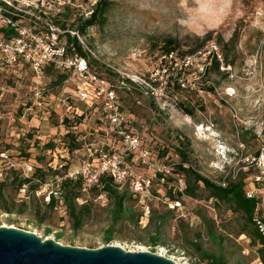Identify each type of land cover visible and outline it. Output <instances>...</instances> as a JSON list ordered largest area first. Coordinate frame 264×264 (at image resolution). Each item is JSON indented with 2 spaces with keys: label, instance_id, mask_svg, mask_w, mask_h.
<instances>
[{
  "label": "rangeland",
  "instance_id": "374dc122",
  "mask_svg": "<svg viewBox=\"0 0 264 264\" xmlns=\"http://www.w3.org/2000/svg\"><path fill=\"white\" fill-rule=\"evenodd\" d=\"M1 1L23 15L17 23L27 32L34 31L35 25L39 27L33 26L34 20L46 25L56 15L68 19L71 25L80 15L88 16L97 2ZM66 5L72 9L69 17L63 14ZM6 15V7L0 3V42L5 40L2 29L7 25ZM58 32L63 35L56 34V38L42 33L36 40L27 41H34L33 51L49 61L55 51L53 45L65 43L64 33ZM168 37L178 40L180 53L206 38L204 46L188 56L186 63L180 58L174 61L180 75L170 74L167 67L161 66L172 65L171 57L160 56ZM80 39L99 61L94 69L104 80L102 94L95 84L83 85L73 71L67 73L61 86H52L59 74L55 69L39 75L22 58L12 61L14 50L4 52L0 46V153L7 155L0 156V181L12 169L24 173L27 164L43 167L50 179L49 163L67 161L70 168H75L88 158L96 162L95 149L123 153L125 161L131 162L135 178L151 181L138 206H149L157 213L173 210L163 235L167 244H148L146 212L139 226L127 224L110 243H105L110 224L105 195L93 199V215L79 230L73 229L60 205L41 223L46 209L42 194L18 191L11 184L5 188V195L12 212L4 210L0 200V226L35 232L64 245L98 248L114 244L126 250L162 254L177 264H208L199 254L183 247V238L189 235L197 237L204 250L223 255L230 264H264L250 239L238 234L242 222L238 213L218 205L214 199L183 197L179 205L167 196L169 189L175 193L185 187L183 177L173 173L174 164L180 161L175 153L178 137L190 141L193 165L214 180H223L230 174L234 153L242 143H246L245 152L257 149L253 133L264 122V0H230L227 5L226 0H114L108 22L90 27ZM213 52L220 59L221 72L213 67ZM106 68L116 71L120 79L112 80ZM82 90L88 93L87 98L80 96ZM111 91L114 100L109 98ZM108 103L126 117L119 127L110 124L105 116L106 109H110ZM179 103L193 109L194 116L185 113ZM82 113V122L77 123L76 116ZM65 117L77 124L74 126L83 141L80 150L67 149ZM127 135L138 138L136 147L131 146ZM50 141L55 145L53 149L46 148ZM164 164L165 173L174 180L155 176L154 169ZM199 211L206 213L207 220ZM208 218L215 220L216 236L209 233L212 226Z\"/></svg>",
  "mask_w": 264,
  "mask_h": 264
},
{
  "label": "trees",
  "instance_id": "16d2710c",
  "mask_svg": "<svg viewBox=\"0 0 264 264\" xmlns=\"http://www.w3.org/2000/svg\"><path fill=\"white\" fill-rule=\"evenodd\" d=\"M6 7V16L12 20V23L7 24L3 29V35L5 37L4 41H9L14 37L20 35V28L18 25H15L18 20L23 16L20 12L16 11L13 7L2 2ZM114 0H97L91 9V13L88 16L80 15L76 20L70 25L68 19H60L59 15L49 18L51 22L46 25L40 23L37 20L33 21V26L35 24L34 32L39 34H51L50 25L58 27L64 33L65 39V50L67 56H82L88 60L91 70L96 72L94 65H98L99 61L95 59L91 53L90 47H85L82 43L80 36H86L88 29L93 26H104L109 19V14L113 8ZM65 11L64 15L69 17L72 13L70 5L64 6ZM8 10V11H7ZM71 30L75 31L72 34ZM59 37L62 36V33H58ZM198 40H201L198 38ZM206 38L202 39L201 42L194 48L180 53V44L177 39L168 37L164 41L160 56L171 57L172 65L168 63L162 64V68H166V71L169 73L176 72L177 75L181 74L179 71V65L176 67L173 65L174 61L177 58L184 60L183 63H186V58L192 56L195 52L199 51L205 44ZM224 58H226L224 56ZM227 62L228 59L226 58ZM213 67L216 71H220V59L216 53H212ZM164 62V61H163ZM167 62V61H166ZM53 68L59 74L56 79L52 81V86L59 87L64 81L68 78V72L72 70L64 69L58 67L54 62H49L45 67L44 71ZM95 68V69H94ZM183 69V65L181 67ZM110 78L112 80L120 79V75L111 68H106ZM128 83H132L129 79ZM124 80H122L124 82ZM170 81V77L167 78V82ZM209 90H213V87H209ZM180 108L190 116H194V110L187 107L183 103H179ZM81 123L83 119V113L79 116H76ZM63 124L66 126L67 133L65 134L64 140L66 141V146L69 152H74L80 150L83 141L80 138L77 129V124H72L70 117H65L63 119ZM72 130L71 128H74ZM254 138L256 137L253 133ZM246 144V143H245ZM54 143L49 142L46 144V148L53 149ZM106 151L105 149H103ZM109 154L114 153L115 151L107 150ZM192 152L190 141L185 137H178V145L175 147V153L180 157V161L174 164L173 173L179 174L183 177L185 182V187L182 190H176L175 193L172 192V189L167 191V196L169 197L170 202L181 203L183 197H190L196 199H214L218 205H224L227 209L238 213L241 216L242 222L238 234L246 236L250 239L251 246L255 248L257 257L262 263H264V235L259 231L257 225L254 222V217L256 215V206H257V197H248L247 190L250 186V173L242 171L236 179H233L231 174L227 175L223 180L226 184L222 185L216 182L214 179H211L204 175L197 167L192 163ZM98 155V152H96ZM126 163L131 164L127 161ZM63 165L64 173L70 168L69 162L60 163ZM59 163L53 165L49 163L48 171L52 170L50 178L54 173H61L62 170L58 169ZM166 166V164L162 165ZM156 168L155 176H159V179L168 177L163 168ZM48 173L43 167L34 168V172L30 176H26L24 173H21L15 169L11 170L9 176H7L3 181H0V200L2 202V208L7 212H12V207L9 202V199L5 195V188L8 184L16 186L18 191H21V188L27 184L28 194H36V190L41 188L43 183L48 182L50 179L47 178ZM169 180H174V177H168ZM39 179L40 181H37ZM135 176L129 174L126 176L124 182L118 183L115 180V177L111 172H106L101 175L98 183L90 186L85 189L84 181L81 177L74 179L67 177L65 178L57 187V195L52 194L49 202L43 201L45 204V211L40 222L43 223L46 220V216L52 213V211L58 206L64 207V210L70 221L72 223L73 229L79 230L86 220L92 217L93 215V199L96 197L105 195L109 200L106 205L110 215V224L106 228V237L105 243H110L114 239L115 233L122 229L127 224H132L139 226L141 219L145 216L146 208L149 210L147 215V230L149 231L148 235V244L151 246H156L159 244H167L166 240L163 238L165 234L166 227L169 225L171 220L170 213L173 210L170 208L165 212L157 213L153 209L150 210L149 206L140 205L138 203L145 194L134 190L133 181ZM150 180V179H148ZM151 184V181H150ZM150 187V185H149ZM93 195V198H88L85 194ZM85 197L84 201L82 199ZM175 207V206H174ZM40 212V211H38ZM199 215L207 220L206 213L199 211ZM212 227L209 229L211 236H216V223L212 218H208ZM48 232L51 231V228H46ZM62 234L59 233V237ZM183 247L188 250H193L194 253L199 254L203 260L208 262V264H230L229 260L226 259L223 255H217L213 252H208L202 248V245L199 243L197 237H190L189 235L184 236ZM240 264H249L248 262H242Z\"/></svg>",
  "mask_w": 264,
  "mask_h": 264
},
{
  "label": "built area",
  "instance_id": "2783aa9c",
  "mask_svg": "<svg viewBox=\"0 0 264 264\" xmlns=\"http://www.w3.org/2000/svg\"><path fill=\"white\" fill-rule=\"evenodd\" d=\"M6 24L12 23V20L8 17H5ZM15 25H18L16 23ZM51 34H46L47 36H55L58 34V27L50 25ZM20 28V35L12 38L9 41H1L0 46L4 52L8 50H14L12 61H17L18 58H22L24 61L30 63L34 70L40 75L44 71V67L49 62H54L58 67L72 70L78 80L83 85L95 84L97 86L98 93L102 94L104 91V80L101 79L96 72L91 70L88 60L82 56H65L66 50L64 45H53L54 53L50 56L49 61L40 57L37 52L33 51V43L28 42L27 40H36L38 34L34 31L27 32V29L23 30ZM28 33V35H26ZM31 36V37H29ZM33 38V39H31ZM57 38V37H56ZM52 44V43H51ZM47 58V57H45ZM82 98H87L88 93L86 90L80 92ZM110 100H114V93L109 92ZM109 104L110 109H106V118L109 123L115 126H120L126 121V117L118 107H113ZM123 132V131H120ZM255 132V138L258 142L257 149L253 152H245L246 144L242 143L240 149L234 153V164L230 170V174L233 179H236L239 174L244 172L250 173V186L247 190L248 197H257V206H256V215L254 217V222L257 225L259 231L264 235V122L262 123L260 129ZM127 139L130 142L132 147L138 145V138L131 137L127 135ZM95 152H98L97 161L92 160L91 158L85 159L80 165L75 168H69L68 171L64 173L63 165L59 164L58 169L62 170L61 173L52 174L48 182L43 183L41 188L36 190V194H42V198L49 202L51 195L55 194L56 187L67 177L77 179L81 177L85 184V189L99 182L101 175L106 172H111L115 177L116 182H124L127 175L132 174L131 166L126 163L123 153L114 152L112 154L107 153L103 149H95ZM0 156L7 157L6 153L2 151ZM143 161H146V154H143ZM157 168H160L159 166ZM164 170L166 166H162ZM156 170V169H154ZM34 172V166L27 164L24 168V174L30 176ZM40 181L39 179H36ZM219 184L225 185V180H215ZM134 190L138 192H143L145 189H148L150 185V180L137 177L133 181ZM28 186L25 184L21 191H27ZM180 205V203H178ZM149 214L147 209L146 215Z\"/></svg>",
  "mask_w": 264,
  "mask_h": 264
},
{
  "label": "water",
  "instance_id": "95a60500",
  "mask_svg": "<svg viewBox=\"0 0 264 264\" xmlns=\"http://www.w3.org/2000/svg\"><path fill=\"white\" fill-rule=\"evenodd\" d=\"M0 264H177L149 250H126L107 244L98 248L64 245L14 226H0Z\"/></svg>",
  "mask_w": 264,
  "mask_h": 264
},
{
  "label": "clouds",
  "instance_id": "9594fccd",
  "mask_svg": "<svg viewBox=\"0 0 264 264\" xmlns=\"http://www.w3.org/2000/svg\"><path fill=\"white\" fill-rule=\"evenodd\" d=\"M228 3H230V0H226V5H227Z\"/></svg>",
  "mask_w": 264,
  "mask_h": 264
}]
</instances>
